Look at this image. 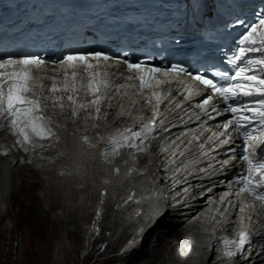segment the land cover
<instances>
[{"label":"bare ground","instance_id":"obj_1","mask_svg":"<svg viewBox=\"0 0 264 264\" xmlns=\"http://www.w3.org/2000/svg\"><path fill=\"white\" fill-rule=\"evenodd\" d=\"M187 140L185 136L183 143L179 145L181 148L186 143L184 150L188 157L181 167L192 171V175L198 174L201 177L205 171L196 165L201 159L200 155ZM4 149H13V152L0 153V214L19 200V204L26 210L24 213H32L33 217L30 218L35 231L44 236L42 238L48 244L50 236L56 235L61 229L69 238L68 245L65 240V244L63 240L57 242V246H65L61 255L63 264H188L185 246L191 244L194 250L207 241L206 237L193 236V233L185 235L188 213L184 209L158 219L156 226L147 231L142 242L141 235L131 236L125 219L132 214L130 211L137 208L135 195L128 185L134 183L142 190L145 184L142 180H134L130 184L127 182L125 185L118 181L116 188H113L115 190L112 189L113 193L109 194L114 196V202L106 203L109 200L96 192V189L103 187L99 181V173L103 168L97 161L94 147L81 149L73 140L59 148L49 146L34 150L33 154L38 158L42 169L37 168L34 161L28 158L27 151L11 148L10 138L0 139V150ZM212 172L213 169L207 168V174ZM10 173L13 177L6 195V181ZM77 180L90 183L85 195H78L72 190L70 185ZM117 191L120 193L115 195ZM100 201H103V208L99 207ZM123 205H127L130 211L122 210ZM144 209L145 217L140 216L131 225L139 233L153 219L151 213L154 206L147 204ZM124 215L127 216L125 219L119 218ZM66 223H71L72 226H67ZM116 232L118 233L114 235ZM133 241H136L135 245ZM119 245L121 246L117 249ZM82 249L87 250L83 255ZM91 257L94 259L91 260ZM263 260L256 254V263L261 264ZM195 261L197 262L193 264H206L201 256Z\"/></svg>","mask_w":264,"mask_h":264},{"label":"snow or ice","instance_id":"obj_2","mask_svg":"<svg viewBox=\"0 0 264 264\" xmlns=\"http://www.w3.org/2000/svg\"><path fill=\"white\" fill-rule=\"evenodd\" d=\"M254 17L255 22L243 27L233 40L232 55L227 61L232 65L231 74L228 71H220L214 64H208L193 75L183 63H173L168 68L162 69L145 67L143 60L133 63L122 57L120 59L129 70L139 74L141 88L149 87L158 72H163L165 75L183 73L192 76V79L221 98L225 105L224 112L231 113V118L223 125L224 134L229 135V129H232L241 140L237 155L242 164L237 183L242 184V192L253 194L257 200L264 202V136L261 135L264 134V11H256ZM235 23L245 22L238 18ZM90 58L104 61L111 59L103 52H92L87 55L76 53L63 56L58 63L67 65L69 69L77 64H87L84 71L88 73L90 69L96 67L88 63ZM45 63V59L37 55L14 58L8 54H0V118L6 119L10 131L19 136L18 143L24 146V151H28L27 145L34 143L36 138L43 140L55 135L51 127V117L41 115L45 107L44 102L49 97L44 95L43 86L39 88L40 95L37 96L35 86L31 83L36 79L33 68H40ZM65 74L67 75V72ZM72 75L75 77L76 73L73 71ZM93 82H95L94 87ZM101 82L105 88L111 87L107 80L102 78L97 80L93 77L89 82L90 90L94 93L99 92ZM64 83L67 84V80ZM68 99L72 97L69 96ZM97 102L98 100L93 101V103ZM203 103L212 105L215 109L213 96H207ZM142 127L147 128L148 124L145 123ZM140 135L139 132L125 129L119 136L111 137L102 153L105 161L112 163L113 159L120 155L119 150L122 147L145 151L142 144L131 142ZM83 139L87 142V137ZM150 230L146 228L140 237V242ZM249 242L247 232H241L237 240L225 239L222 241L224 253L234 256L243 251L244 246ZM132 243L135 245L136 241Z\"/></svg>","mask_w":264,"mask_h":264},{"label":"rangeland","instance_id":"obj_3","mask_svg":"<svg viewBox=\"0 0 264 264\" xmlns=\"http://www.w3.org/2000/svg\"><path fill=\"white\" fill-rule=\"evenodd\" d=\"M19 202L21 203L17 200L10 204L7 201L11 206L9 205L8 209L6 207L4 213L0 214V264H63L61 255L65 246H57V244L63 240V244L66 241L68 245L69 238L67 239L60 229L57 236H50L48 244L42 238L44 236L35 231L30 218L33 217L32 213L29 211V213H24L26 210ZM66 225L72 226L71 223H66ZM86 251L82 249L81 254L83 255ZM92 259L94 257H91Z\"/></svg>","mask_w":264,"mask_h":264}]
</instances>
